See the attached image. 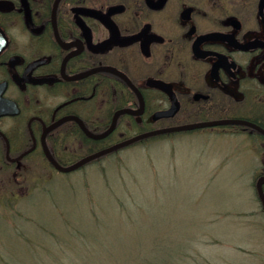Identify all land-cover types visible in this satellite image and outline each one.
Returning <instances> with one entry per match:
<instances>
[{"label": "flooded vegetation", "instance_id": "1", "mask_svg": "<svg viewBox=\"0 0 264 264\" xmlns=\"http://www.w3.org/2000/svg\"><path fill=\"white\" fill-rule=\"evenodd\" d=\"M222 121L202 128L243 137L263 210L264 0H0V193L57 170L45 149Z\"/></svg>", "mask_w": 264, "mask_h": 264}, {"label": "rangeland", "instance_id": "2", "mask_svg": "<svg viewBox=\"0 0 264 264\" xmlns=\"http://www.w3.org/2000/svg\"><path fill=\"white\" fill-rule=\"evenodd\" d=\"M244 143L202 128L42 166L0 193V264H264Z\"/></svg>", "mask_w": 264, "mask_h": 264}, {"label": "water", "instance_id": "3", "mask_svg": "<svg viewBox=\"0 0 264 264\" xmlns=\"http://www.w3.org/2000/svg\"><path fill=\"white\" fill-rule=\"evenodd\" d=\"M229 121H222V122H197V123H188V124H183V125H178V126H172V127H166V128H161V129H155V130H151V131H147V132H144V133H140V134H137L131 138H128V139H125L123 141H120L118 143H115L109 147H106L104 149H101L95 153H92L90 155H87L86 157L82 158L81 160L69 165V166H66V167H63V166H60L59 164H57L53 158L51 157L50 153L45 149V153H46V156L48 158V160L55 166V168L59 171H62V172H69V171H72L76 168H78L79 166H81L82 164L90 161V160H93L97 157H100L102 155H105L107 153H110L114 150H117L119 148H122L124 146H127L133 142H136L138 140H141V139H144V138H147V137H150V136H154V135H158V134H162V133H167V132H173V131H182V130H193V129H196V128H202V127H207V126H213V125H218V124H224V123H227ZM114 122L111 124V127L101 133V134H98V135H93L89 132H86L87 135L93 139H102V138H105L107 136L108 133L111 132V130L113 129L114 127ZM259 197H260V200H261V203H262V206H263V210H264V195L262 193V191L259 190Z\"/></svg>", "mask_w": 264, "mask_h": 264}, {"label": "crops", "instance_id": "4", "mask_svg": "<svg viewBox=\"0 0 264 264\" xmlns=\"http://www.w3.org/2000/svg\"><path fill=\"white\" fill-rule=\"evenodd\" d=\"M254 212L256 213L257 216H258L257 213H260L263 217L262 219L257 220V229L258 231H261V240L258 242V245H262L261 250L264 255V214L259 204H258V208L254 209Z\"/></svg>", "mask_w": 264, "mask_h": 264}, {"label": "trees", "instance_id": "5", "mask_svg": "<svg viewBox=\"0 0 264 264\" xmlns=\"http://www.w3.org/2000/svg\"><path fill=\"white\" fill-rule=\"evenodd\" d=\"M105 140H107V139H105ZM104 141V140H103Z\"/></svg>", "mask_w": 264, "mask_h": 264}]
</instances>
